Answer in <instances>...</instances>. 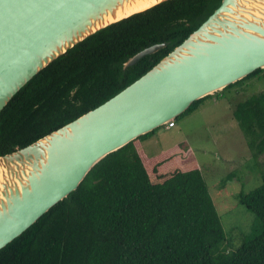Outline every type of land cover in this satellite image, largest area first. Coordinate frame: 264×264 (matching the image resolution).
Returning <instances> with one entry per match:
<instances>
[{
	"label": "trees",
	"instance_id": "1",
	"mask_svg": "<svg viewBox=\"0 0 264 264\" xmlns=\"http://www.w3.org/2000/svg\"><path fill=\"white\" fill-rule=\"evenodd\" d=\"M222 1L171 0L76 45L0 113V156L113 98L182 44ZM162 43L169 46L124 71L130 58ZM263 73L257 70L224 91ZM213 97L195 102L176 120ZM233 116L259 159L264 92L238 104ZM156 131L102 160L77 191L0 250V264H264V173L262 184L240 197L262 222V233L235 251L221 252L225 230L198 162L184 145L149 156L143 143Z\"/></svg>",
	"mask_w": 264,
	"mask_h": 264
},
{
	"label": "water",
	"instance_id": "2",
	"mask_svg": "<svg viewBox=\"0 0 264 264\" xmlns=\"http://www.w3.org/2000/svg\"><path fill=\"white\" fill-rule=\"evenodd\" d=\"M0 0V113L36 75L101 30L171 0ZM169 43L144 49L124 71ZM264 70V0H223L182 44L99 107L0 156V250L77 191L102 160L197 101Z\"/></svg>",
	"mask_w": 264,
	"mask_h": 264
},
{
	"label": "rangeland",
	"instance_id": "3",
	"mask_svg": "<svg viewBox=\"0 0 264 264\" xmlns=\"http://www.w3.org/2000/svg\"><path fill=\"white\" fill-rule=\"evenodd\" d=\"M261 77L214 95L194 113L175 120L176 127L159 128L143 143L149 156L184 145L198 162L225 230L221 252L235 251L263 231L260 219L240 197L262 184L264 155L253 158L233 116L238 104L264 92V73Z\"/></svg>",
	"mask_w": 264,
	"mask_h": 264
},
{
	"label": "bare ground",
	"instance_id": "4",
	"mask_svg": "<svg viewBox=\"0 0 264 264\" xmlns=\"http://www.w3.org/2000/svg\"><path fill=\"white\" fill-rule=\"evenodd\" d=\"M156 2V0H145V1H139L138 3H135L133 6L130 7V12L142 10L146 7H148L151 3Z\"/></svg>",
	"mask_w": 264,
	"mask_h": 264
},
{
	"label": "built area",
	"instance_id": "5",
	"mask_svg": "<svg viewBox=\"0 0 264 264\" xmlns=\"http://www.w3.org/2000/svg\"><path fill=\"white\" fill-rule=\"evenodd\" d=\"M176 124L173 122H170L166 127L167 128H173Z\"/></svg>",
	"mask_w": 264,
	"mask_h": 264
},
{
	"label": "crops",
	"instance_id": "6",
	"mask_svg": "<svg viewBox=\"0 0 264 264\" xmlns=\"http://www.w3.org/2000/svg\"><path fill=\"white\" fill-rule=\"evenodd\" d=\"M174 127H176V125H175ZM174 127H173V128H174Z\"/></svg>",
	"mask_w": 264,
	"mask_h": 264
}]
</instances>
